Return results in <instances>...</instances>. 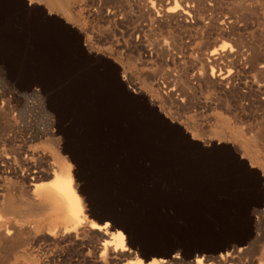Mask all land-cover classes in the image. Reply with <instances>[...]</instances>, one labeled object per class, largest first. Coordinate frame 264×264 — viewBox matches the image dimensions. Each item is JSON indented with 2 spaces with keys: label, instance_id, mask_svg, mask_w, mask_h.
I'll return each instance as SVG.
<instances>
[{
  "label": "rangeland",
  "instance_id": "obj_1",
  "mask_svg": "<svg viewBox=\"0 0 264 264\" xmlns=\"http://www.w3.org/2000/svg\"><path fill=\"white\" fill-rule=\"evenodd\" d=\"M106 1L66 0L67 12L60 7L54 12L40 0H0V105L19 127L15 146L54 156L49 161L72 174L87 230L93 221L108 222L109 233L115 226L125 234L133 258L118 257L117 264H129L135 256L197 264L242 246L254 248L264 235L256 220L264 214V146L252 140L264 132V95L245 85L252 74L233 68L232 84L245 83L224 90L199 65L200 70L181 73L180 66L190 65L185 55L178 64L156 56L142 60L137 48L128 51L113 42L126 27L120 12L121 20L104 17L114 7ZM251 24L257 27V21ZM103 29L110 31L108 37ZM170 68L187 91L165 78ZM199 73L203 82L196 79ZM171 89L173 99L165 96ZM40 125L59 139L60 154L43 139L34 142ZM3 181L0 175V190ZM81 230L63 232L65 239L44 234L31 247L41 248L43 264H97L85 254L103 240Z\"/></svg>",
  "mask_w": 264,
  "mask_h": 264
},
{
  "label": "bare ground",
  "instance_id": "obj_2",
  "mask_svg": "<svg viewBox=\"0 0 264 264\" xmlns=\"http://www.w3.org/2000/svg\"><path fill=\"white\" fill-rule=\"evenodd\" d=\"M40 1L46 2L50 6V9L53 10L54 12H55L54 9H56L57 7H60L61 9H63V11L66 10L67 12L66 0H40ZM69 1L70 0H68V2ZM108 1L110 5L112 3L114 7L112 6L113 11H109L107 14H104V17L115 18L117 14L120 12L119 15L123 16L122 21H120V23L125 25L126 27V31L122 32L123 37L121 39L119 38L118 40L113 39V42H116L118 46H121L128 51L131 50L132 48H137L140 51V52L138 51L139 52L138 57L142 60L144 59L148 60L149 58L152 59L153 56H156L155 58L156 60L157 57H159L162 60L165 59L166 61H168L169 59H171L173 62L177 63L179 58L182 55H185V58L187 56L190 65L180 66L181 73H188L190 70L197 68L199 65L202 68L201 71L202 72L205 71L204 74L208 75V77L216 85L220 86L219 88H223V89L224 88L227 89L226 88L227 85L232 84V82L234 81L236 74L235 76L232 74L233 68L237 69L238 73L240 71L244 72L245 74L250 73L252 74L251 76L252 80L251 81L249 80V82L247 83L245 82L242 83H245V85L251 91L264 95V0H108ZM172 3L175 4L174 7L171 6ZM119 15L117 17H119V20H121L120 19L121 17ZM252 21L253 22L257 21V27L253 28L250 26ZM120 23L118 25H120ZM103 30L102 33L105 34L106 36L110 33L109 30L108 31L107 30L103 31ZM233 35H237V38H232ZM101 36L103 37V35ZM226 41H231L233 43L229 44L228 48H225L226 45L220 48L221 44H226ZM129 56L132 58L135 57L132 54L131 55L129 54ZM139 64L141 65V63ZM201 68L198 67L197 69L200 70ZM170 69L164 73L165 78L167 80L169 79L170 83L173 82L174 85L179 84V87L182 89V91H184L183 89L185 88L188 89L189 86L181 81V76L177 75L179 73L173 74V71L175 70L171 69L172 70L171 71ZM152 70L155 71L154 69ZM159 75L161 76V74ZM186 76L189 77L188 74ZM202 77H204L203 73H199V75L196 76V79L201 80ZM245 77L247 78V75ZM246 78L244 79V81L249 79ZM201 82L203 81L201 80ZM187 83H189V80ZM242 83L241 84L236 83V84L242 86ZM153 84L152 86H154ZM233 84L232 86L235 85L234 87L238 86V85L236 86V84L234 85ZM192 88H190V90H192ZM238 89L236 90L238 91ZM196 90L197 89H194V92H196ZM175 91H176L175 89H171L169 90L168 93L166 92L167 95L165 96L166 97L168 96L170 99L171 98L173 99V97H175L176 95ZM228 91H230V89ZM233 93L235 94V92ZM243 93H245V91ZM247 93L245 94L246 95L252 94V93L250 94ZM230 95L231 94H229L228 96ZM252 95H254V93ZM1 96L3 97V95ZM238 96L239 95H237V97ZM181 99L185 101L184 98L181 97ZM183 103L184 102H182V104ZM262 103L264 104V101ZM5 106L4 104L0 105V175L4 180L3 182H5L6 184L4 186L5 188L4 189L2 188L0 190V264H43L41 260L42 254L41 251H39L41 248L39 250L32 248L31 242L38 240L39 237L44 234L45 235L48 234V236H50L49 235L50 233H55L56 235L58 234L60 235L59 236L60 238L63 237L62 239H65L64 236L65 234L64 235L62 234L63 232L71 233L74 230L77 229L80 230V228L82 229L81 231L84 230L85 237L87 235L86 233L89 234V232H93V234H95L93 236L97 235L101 239V241L103 240V243L101 245H95V246H90L89 242L84 240L85 244H88L91 247L89 250H87L85 254L86 257L95 259L97 261V264H117L119 261L116 263L115 259H117L118 257L132 259L133 255L130 252V250L127 248L126 237L121 230L117 229L114 226L113 231L109 233L108 230L110 224L108 222L103 224H98V223H94L93 221L91 225L88 227V230L87 228H85V226H83L84 220L86 219L84 217L86 215L84 213L85 207L83 205L80 194L77 192L78 191L77 186H74L75 179L73 180L72 174H70V172L68 171H65V169L62 166L49 161V159H53L54 156L50 155L51 156L50 158L47 153L36 152L37 151L36 149L35 151L30 147H26L27 145L15 146L16 145L15 139L17 138V132H18L17 129L19 127L18 128L16 127L15 121L13 120V118L10 117V113L8 111L9 109H7ZM35 106L36 105H34V107ZM26 107L28 108V105ZM30 107H29V111H30ZM23 110H27V109H23ZM32 110L34 109L32 108ZM15 114L18 115V113ZM50 120L51 119H49V121ZM16 121L18 122V120ZM226 126L229 127L230 124ZM255 127L257 126H254V128ZM47 128L44 125L37 126L36 136L32 138L34 142L36 141L37 143L43 139L44 142L52 145L57 150L58 154H60V141L56 137V135L52 131H50V129ZM223 128L220 129L223 130ZM236 128L238 129V126ZM226 131L227 130H225V133ZM251 132H254V130ZM230 134L233 135V132H231ZM240 134L243 135V132L240 131ZM220 136L223 137L221 134ZM252 140L261 143L264 146V132L258 131L253 136ZM34 146H38V145H34ZM7 147H9V149ZM251 150L253 151L254 147ZM254 151L253 153H255ZM259 154L261 155L260 152ZM63 156H65V154ZM254 160L257 161V159ZM71 172L73 173L74 170ZM50 178L52 179L50 181H47ZM259 213H261V210ZM256 220H258V225H261L260 227H262V225H264V214H262L260 218L259 219L257 218ZM86 224L87 226L89 225V223ZM78 234L80 236V234L82 233L80 232ZM257 239H259V237H257ZM51 251L54 253L53 250ZM56 251L57 250H55V252ZM57 253L59 252H56V254ZM109 256H111L110 262L108 261ZM55 259L57 260V258ZM211 259L209 258L207 261L205 260L206 263L203 260L199 259L197 260V264H264V235L262 234V236L259 239V243L254 248L249 246H242L236 248L235 250H231L226 254H221L220 257L218 256L214 262L213 261L211 262L210 261ZM180 260L179 257H174L173 260H166V258H152V259H147V261L145 262L143 259L135 256L134 260L131 261L129 264H186V263H182L183 261L181 262ZM76 264H78V262ZM189 264L191 263L189 262Z\"/></svg>",
  "mask_w": 264,
  "mask_h": 264
}]
</instances>
